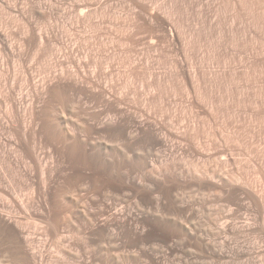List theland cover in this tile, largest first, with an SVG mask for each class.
Returning a JSON list of instances; mask_svg holds the SVG:
<instances>
[{
  "label": "rangeland",
  "instance_id": "374dc122",
  "mask_svg": "<svg viewBox=\"0 0 264 264\" xmlns=\"http://www.w3.org/2000/svg\"><path fill=\"white\" fill-rule=\"evenodd\" d=\"M0 264H264V0H0Z\"/></svg>",
  "mask_w": 264,
  "mask_h": 264
}]
</instances>
